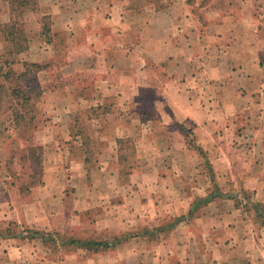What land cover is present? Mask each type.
<instances>
[{
	"label": "crops",
	"instance_id": "crops-1",
	"mask_svg": "<svg viewBox=\"0 0 264 264\" xmlns=\"http://www.w3.org/2000/svg\"><path fill=\"white\" fill-rule=\"evenodd\" d=\"M137 1L35 0V16H50L55 33L89 26L87 49L105 68L94 83L97 103L114 98L121 107L128 98L121 94L126 86L149 87L140 81L141 72L159 67L149 64H157L152 58L162 55L159 61L168 76L161 87L162 100L180 124L176 133L183 143L165 145L168 138L144 143L134 122L124 127L117 122L123 115L107 114L115 120L107 132L112 140L137 137L146 153L139 157L138 170L129 175V190L76 193L73 201L83 202L74 201L73 206L81 214H73L63 228L61 194L54 191L58 181L50 187L53 182L43 179L39 188L29 189L23 205L0 210V221L38 232H67L68 252L51 259L42 255L40 240L2 239L0 264H264V0H160L161 10L151 0L140 6ZM137 6L148 10L138 14ZM8 19V5L0 0V24ZM132 23L142 29H137V42L110 47L111 38L128 39L117 26ZM104 30L111 33L110 39ZM97 41L101 46L93 51L90 44ZM70 50L69 67L75 69L74 60L81 53L79 48ZM130 72L139 80L129 79ZM180 128L194 134L210 173L188 148ZM112 145L108 159L116 163L111 172L117 179L119 162ZM156 150L159 159L167 161L169 175L160 174L164 165L155 163ZM49 169L51 165L45 166ZM244 192L249 197H243ZM105 196L119 200L102 202L95 223L88 226L82 220L93 201L86 200ZM208 196L207 203L197 205ZM89 232L97 238L90 239ZM103 232L133 236L106 249L77 244L108 240H101Z\"/></svg>",
	"mask_w": 264,
	"mask_h": 264
},
{
	"label": "rangeland",
	"instance_id": "rangeland-1",
	"mask_svg": "<svg viewBox=\"0 0 264 264\" xmlns=\"http://www.w3.org/2000/svg\"><path fill=\"white\" fill-rule=\"evenodd\" d=\"M29 1L31 4L28 6L29 8L24 10L22 16L28 49L13 59L17 63L13 69L17 72L21 71V63L23 61L36 62L44 67V69L37 71L35 74L33 73L34 75L26 76L25 81L22 83L26 87L28 82L35 77L36 86L42 91L41 96L36 98L38 99L36 102L37 109L35 110V126L37 130L34 131V133L36 132L35 135L33 133V145L41 148V150L39 149L35 152L36 155L39 154L40 161L39 166L35 167L33 161L28 159L26 150L23 149L27 144L22 142L21 135H18L15 130L8 128L9 122L6 114L0 115V210L6 211L11 205L12 207L13 205L16 207L23 205V201L27 198L29 192L28 194L20 193L19 186L35 181V184L30 189H36L42 185L44 179L48 182L52 181L53 183L50 186L52 187L56 182L55 180H57V186L59 187L53 189L56 194L57 192L61 194V226L66 228L68 220L73 214H81L75 210L73 202H83V200L74 199L73 201V195L76 193L82 194L85 191L110 193L116 190L114 188H118L120 192H127L130 185L128 183L129 175L138 170L137 168L140 167L139 157H143L146 154L138 146L137 137L135 139L122 137L117 141L112 140L114 137L107 133L109 128L111 129L110 126L115 122V120H109L111 115L115 113L119 116L120 114L123 115V118L121 120L118 119L117 122L120 123L122 121L124 127L134 122L133 127L139 129L141 132L139 138L144 143L148 139L151 142L161 139L166 140L167 138L165 145L175 144L176 141H178V144H182L183 141L180 135L176 133L179 131L180 124L173 117V113L167 104L165 105L162 100L161 87L168 77L163 72L165 68L162 62L159 61L163 58L162 55L152 58L151 61L156 60L157 64L148 63L159 67H149L144 74L143 71L141 72L140 77L142 80L140 81L148 82L149 87L136 88L134 86H126L122 89L121 94L124 95V98L125 96L128 98L124 99L125 103L121 107L117 105L114 98H106L97 103L94 101L96 98L94 83L98 81L99 76L103 75L100 72H103L105 68L103 69V65H100L102 60L100 63L95 56L91 55L90 49H87L90 47L88 43L91 41L86 38V36L88 37L91 34L89 26L82 28L80 31L77 28L75 32L67 30L55 33L52 31L51 17L43 16L37 19L35 16L36 8L33 7L35 0ZM147 1L138 0L135 5L143 4ZM202 1L207 3L210 0ZM139 6L136 9L138 14L148 10V7ZM192 11L194 12L196 9L193 8ZM102 13L108 16L104 10ZM117 28L123 30V33L128 35V39L121 41L117 37L118 39H114V41L111 38L110 47H115L116 44L120 43H123L124 46L136 43L137 39H134V37L138 34L137 29L139 32L142 31V29L139 30L137 24L134 25L133 23L123 27L117 26ZM85 32L88 33L86 34ZM103 34L104 37L110 39L111 33L109 34L104 30ZM90 45L93 51L101 46L98 41L92 42ZM4 47L5 44L0 38V53L4 51ZM71 48H79L78 51L81 53L80 55L77 54L79 56L76 61L74 60L77 71L74 66L73 68L69 67V62L72 65L70 61L72 57L69 55ZM85 53H87L86 56ZM4 60L9 61L11 58H5ZM89 66L94 70L92 71ZM101 67L103 70H100ZM112 67L109 68L111 74H116L112 71ZM126 76L134 81L139 78L133 76L132 72ZM127 100L130 102H127ZM179 112L180 110L178 109ZM107 114H110V116ZM165 130H170L167 136L164 135ZM190 130L192 131L191 128ZM46 132L49 134H45ZM191 135H188L186 140L193 139V145H197L194 134L191 133ZM113 142L116 145L115 152L119 162L117 179L112 177L114 173L111 172L117 169L116 163L113 162L111 164V160L108 159L109 156L110 158L113 156V151H111L114 149ZM156 154L155 163L163 161L162 165H164L160 174L169 175L171 169L167 168V164H165L167 161L159 159L161 153L158 151ZM194 154L206 172L210 173L207 157L203 151L200 154L194 151ZM195 156L193 155L192 158L197 163ZM47 165H51V169L48 171L45 170ZM151 165L155 164L151 163ZM31 173L33 174L31 175ZM216 185L220 189V185ZM239 191L240 188H237L235 193L239 194ZM242 196L245 198L249 197L247 192H244ZM75 198H77L76 195ZM27 199L29 200V197ZM111 199L114 201L119 200L109 196H105L102 200L101 198L86 200L93 201V204L91 210L84 213L85 217L82 221L90 227L93 226L92 223H95V218L103 206L101 203L104 201L109 202ZM82 215L80 216L81 219L83 218ZM8 222L14 223V221L2 220L0 221V228L4 229ZM17 225L18 227L14 229L15 233L22 232L25 237L27 234L23 230L26 226ZM51 234H53L55 242L51 245H45L40 241L44 248L41 253L43 256H50L51 259H55L68 252L67 242L69 237L67 232L65 234ZM89 236L91 237L90 239L97 238V235L94 234L93 236L91 232H89ZM113 236H116V234L103 232L101 240H110ZM16 241L18 242L19 239H16Z\"/></svg>",
	"mask_w": 264,
	"mask_h": 264
},
{
	"label": "trees",
	"instance_id": "trees-1",
	"mask_svg": "<svg viewBox=\"0 0 264 264\" xmlns=\"http://www.w3.org/2000/svg\"><path fill=\"white\" fill-rule=\"evenodd\" d=\"M8 5V16L7 22L0 24V38L5 44L4 51L0 53V115L6 114L8 116L7 121L9 122V127L15 130L18 135H21L22 142H25L27 146L23 149L26 150L28 154V159L33 161L34 166H39L40 156L36 155L40 147L33 145V133L36 131L35 126V110L36 102L41 96V90L36 86V78L34 77L28 82L25 87L22 83L25 81V77L30 74H35L37 71L44 69L41 64L36 62L23 61L21 63L22 70L17 72L13 67L17 64L13 59L19 54L26 52L28 47V41L25 36L24 22L22 16L24 10L29 8L31 4L29 0H3ZM158 10L163 8L160 0H151ZM35 8V2L33 4ZM5 58H11V60H4ZM33 74V75H34ZM35 86V87H34ZM185 139L187 136H192L189 130H184L180 128ZM186 145L189 149L202 153L199 146L193 145V139H187ZM33 173H31L32 175ZM30 175V176H31ZM35 181H31L26 185L19 186L20 193H28L31 186H33ZM216 190V187H214ZM221 196V194H219ZM210 196L197 201V205L205 204L210 200ZM248 208L252 206V209L259 212L263 210L258 204L246 205ZM18 227L16 223L8 222L6 226L0 228V240L2 239H27V240H40L43 244L51 245L55 242L54 236L51 233L32 231L29 229H24L23 231L27 234L25 237L22 232L15 233ZM132 234H123L118 236H113L110 240L106 241H87V242H77L81 247L86 249L96 250L98 248H109L121 241H125L131 238Z\"/></svg>",
	"mask_w": 264,
	"mask_h": 264
}]
</instances>
